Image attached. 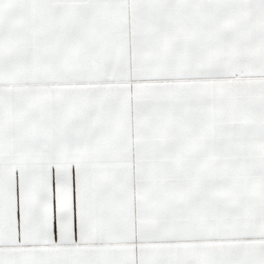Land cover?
<instances>
[{"label": "snow or ice", "instance_id": "snow-or-ice-1", "mask_svg": "<svg viewBox=\"0 0 264 264\" xmlns=\"http://www.w3.org/2000/svg\"><path fill=\"white\" fill-rule=\"evenodd\" d=\"M0 264H264V0H0Z\"/></svg>", "mask_w": 264, "mask_h": 264}]
</instances>
